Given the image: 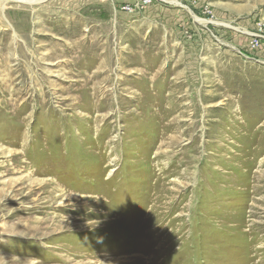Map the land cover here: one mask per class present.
Masks as SVG:
<instances>
[{"label":"rangeland","instance_id":"rangeland-1","mask_svg":"<svg viewBox=\"0 0 264 264\" xmlns=\"http://www.w3.org/2000/svg\"><path fill=\"white\" fill-rule=\"evenodd\" d=\"M32 1L0 0V264H264V0Z\"/></svg>","mask_w":264,"mask_h":264},{"label":"bare ground","instance_id":"bare-ground-1","mask_svg":"<svg viewBox=\"0 0 264 264\" xmlns=\"http://www.w3.org/2000/svg\"><path fill=\"white\" fill-rule=\"evenodd\" d=\"M35 1H36V0H35ZM30 2H33V1L30 0ZM173 3L181 4V3H179V2L176 1V0H174ZM186 9H188V11L192 14L193 18H194L196 21H198L199 23H206V20H204V19H200V18H198L197 16H195L194 13H193L188 7H186Z\"/></svg>","mask_w":264,"mask_h":264},{"label":"built area","instance_id":"built-area-1","mask_svg":"<svg viewBox=\"0 0 264 264\" xmlns=\"http://www.w3.org/2000/svg\"><path fill=\"white\" fill-rule=\"evenodd\" d=\"M254 45V43H252Z\"/></svg>","mask_w":264,"mask_h":264}]
</instances>
